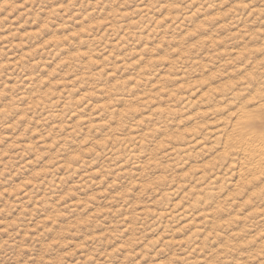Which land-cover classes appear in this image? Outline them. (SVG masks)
<instances>
[{"label": "rangeland", "instance_id": "374dc122", "mask_svg": "<svg viewBox=\"0 0 264 264\" xmlns=\"http://www.w3.org/2000/svg\"><path fill=\"white\" fill-rule=\"evenodd\" d=\"M263 104L264 0H0V264H264Z\"/></svg>", "mask_w": 264, "mask_h": 264}, {"label": "bare ground", "instance_id": "6f19581e", "mask_svg": "<svg viewBox=\"0 0 264 264\" xmlns=\"http://www.w3.org/2000/svg\"><path fill=\"white\" fill-rule=\"evenodd\" d=\"M259 104H260V103H259ZM261 104H262V103H261ZM261 104H260V105H261ZM261 107L264 108V104H263ZM256 108H257V107H256ZM242 110H243V109H242ZM247 111H248V110H247ZM258 111H259V110H258ZM244 113L247 114V115L245 114V115H246V118H248L249 116H251L249 112H245V111H244ZM241 114H242V113H241ZM243 117H245V116H243ZM246 118H245V119H246ZM253 118H254V117H253ZM255 118H256V117H255ZM245 119H244V120H245ZM248 119H249V118H248ZM250 119H251V118H250ZM246 120H247V119H246ZM240 121H241V119H240ZM236 123H238V122H236ZM237 125H238V124H237ZM238 128H239V127H238ZM233 130H234V129H233ZM233 130H232V131H233ZM263 130H264V129H263ZM234 132H235V131H234ZM237 132H238V130H237ZM237 132H236V134H237ZM258 134H259V133H258ZM249 137H250V136H249ZM258 137H259V138H256V139H258L257 142L259 143V144L256 143L257 146L254 145V144H255L254 142H256V141H254V139H253L254 142L250 141V142H252V143H254V144H248V143H247L248 145L246 144L247 147L245 146V152L248 153L249 155L252 154V152H259V153H260V156H261V155L264 156V135L262 134V135H259ZM254 138H255V137H254ZM242 140H243V138H242ZM249 140H250V139H249ZM229 141H230V140H229ZM238 141H239V139H238ZM235 142H236V141H235ZM236 144H238V143H236ZM236 144H235V145H236ZM239 144H240V143H239ZM228 145H229V144H228ZM228 145H227V146H228ZM252 145H254V146H252ZM238 146H239V145H238ZM241 148H242V147H241ZM241 150H242V149H241ZM242 151H244V150H242ZM242 151H241V153H242ZM245 152H244V154H245ZM253 154H254V153H253ZM255 154H256V153H255ZM257 155H258V154H257ZM252 158H253V157H252ZM249 159H250V158H249ZM255 159H256V158H255ZM263 159H264V158H263ZM263 159H262V160H263ZM246 160H247V159H246ZM258 160H259V159H258ZM246 162H247V161H246ZM257 164H258V163H257ZM261 165H262V164H261ZM261 167H262V166H261ZM250 170H251V168H250Z\"/></svg>", "mask_w": 264, "mask_h": 264}]
</instances>
